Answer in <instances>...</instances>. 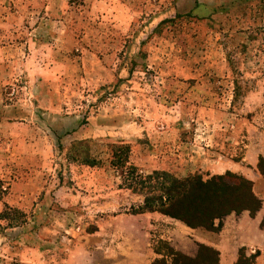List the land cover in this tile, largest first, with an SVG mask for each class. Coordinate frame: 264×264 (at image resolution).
Segmentation results:
<instances>
[{
  "label": "rangeland",
  "instance_id": "obj_1",
  "mask_svg": "<svg viewBox=\"0 0 264 264\" xmlns=\"http://www.w3.org/2000/svg\"><path fill=\"white\" fill-rule=\"evenodd\" d=\"M115 146L145 175L252 168L264 0H0V264L166 255L185 225L133 215L144 198L120 188Z\"/></svg>",
  "mask_w": 264,
  "mask_h": 264
},
{
  "label": "trees",
  "instance_id": "obj_2",
  "mask_svg": "<svg viewBox=\"0 0 264 264\" xmlns=\"http://www.w3.org/2000/svg\"><path fill=\"white\" fill-rule=\"evenodd\" d=\"M127 154L126 147L115 146L110 153L109 163L114 175L121 181V189H129L143 195V205L135 210L133 215L160 213L191 229L218 233L222 230L226 217L232 214L240 215L245 211L255 216L262 207V201L253 191V183L243 176L227 172L205 180L199 174L178 178L167 172L155 171L145 175L129 165ZM83 160L90 166L99 164L96 160ZM263 163L264 159L260 158L259 171L264 177V170L261 168ZM160 244L166 255L155 249L154 252L162 257L152 264L219 263V252L205 245H199L196 257L190 258L176 251L167 241ZM245 253V249L240 250L236 264H254L261 255L259 251L249 257Z\"/></svg>",
  "mask_w": 264,
  "mask_h": 264
},
{
  "label": "crops",
  "instance_id": "obj_3",
  "mask_svg": "<svg viewBox=\"0 0 264 264\" xmlns=\"http://www.w3.org/2000/svg\"><path fill=\"white\" fill-rule=\"evenodd\" d=\"M264 149V146L262 147ZM264 158V150L257 151V155L252 158L250 163L252 168L229 163L221 166L218 174L224 175L227 172L243 176L253 183V191L255 195L262 201L261 209L251 216L250 212L245 211L240 215L232 214L226 217L223 221V228L220 232H197V229H191L185 225V229H178L175 231H168L161 238L169 243V245L176 251L194 258L196 257L199 245H205L218 251L219 263L218 264H236L239 259V252L241 249L247 251H259L261 255L256 259L254 264H264V227L262 222L264 220V177L261 175L257 168L259 157ZM190 231L195 232L194 235ZM183 232L189 237L183 236L184 245L176 239V234L180 235ZM142 236V230H141ZM191 236V237H190ZM180 237V236H179ZM162 256L146 252L140 254V259L144 264H152L156 259Z\"/></svg>",
  "mask_w": 264,
  "mask_h": 264
}]
</instances>
